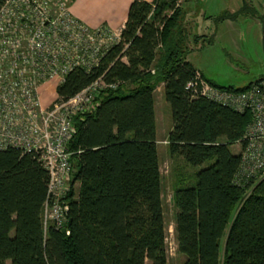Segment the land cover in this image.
Listing matches in <instances>:
<instances>
[{"label":"trees","instance_id":"obj_1","mask_svg":"<svg viewBox=\"0 0 264 264\" xmlns=\"http://www.w3.org/2000/svg\"><path fill=\"white\" fill-rule=\"evenodd\" d=\"M173 5L174 0H134L121 41L97 67L72 70L55 87L56 100L63 101L100 77L116 84L99 91L94 110L72 120V173L61 199L68 205V235L52 223L43 225L48 175L36 156L0 151V264H166L154 111L161 85L172 119L169 156L191 168L207 164L188 181L181 178L172 193L183 264H264V174L243 187L232 183L240 153L230 147L244 144L251 114L188 87L197 70L186 60L185 10ZM245 11L246 4L213 19L233 21ZM206 81L232 92L252 84L234 88ZM186 181L193 183L180 187Z\"/></svg>","mask_w":264,"mask_h":264},{"label":"built area","instance_id":"obj_2","mask_svg":"<svg viewBox=\"0 0 264 264\" xmlns=\"http://www.w3.org/2000/svg\"><path fill=\"white\" fill-rule=\"evenodd\" d=\"M72 0H1L0 4V151L17 149L36 156L48 175L43 225L65 224L68 205L61 201L71 180L69 141L72 120L97 106L99 91L115 88L102 77L73 97L42 105L41 88L55 87L75 69L89 72L121 41V31L91 29L70 13ZM185 0H174L181 8ZM125 61V59L123 58ZM50 86V87H51ZM196 94L239 113L249 111L232 183L243 187L264 174V77L243 92L210 85L199 72ZM65 234L69 232L65 229Z\"/></svg>","mask_w":264,"mask_h":264},{"label":"rangeland","instance_id":"obj_3","mask_svg":"<svg viewBox=\"0 0 264 264\" xmlns=\"http://www.w3.org/2000/svg\"><path fill=\"white\" fill-rule=\"evenodd\" d=\"M242 2L243 0H188L185 6L184 3L181 5L182 10L185 7L182 26L188 33L185 44L189 53L186 60L202 74L203 79L220 87L242 88L264 77L263 23L260 24L257 19L264 14V0H247L254 17L238 16L236 20H227L223 24L214 20L207 21L208 17L216 16L221 11V14L224 11H235ZM193 36L198 37L195 43ZM50 86L46 85L40 90L43 107L56 99L54 85ZM154 111L157 155L162 178L166 264H183L184 256L177 252L173 230L175 209L172 193L174 185L183 184L180 182L181 178L188 181L189 175L198 172L207 164L201 168H191L181 157L169 156L166 143L172 129V119L170 107L163 97L162 85L154 93ZM230 151L232 154H239V145H232ZM187 181L180 187L193 183L189 181V184ZM77 187L78 184H75L74 190Z\"/></svg>","mask_w":264,"mask_h":264},{"label":"crops","instance_id":"obj_4","mask_svg":"<svg viewBox=\"0 0 264 264\" xmlns=\"http://www.w3.org/2000/svg\"><path fill=\"white\" fill-rule=\"evenodd\" d=\"M133 1L134 0H72L70 4V13L74 18L91 29L105 26L112 31H121L126 22L128 8ZM139 1L152 3L155 0ZM187 3L188 0H185L184 6ZM216 16L208 17L207 21L214 20L213 18ZM53 88H55V86H53Z\"/></svg>","mask_w":264,"mask_h":264},{"label":"flooded vegetation","instance_id":"obj_5","mask_svg":"<svg viewBox=\"0 0 264 264\" xmlns=\"http://www.w3.org/2000/svg\"><path fill=\"white\" fill-rule=\"evenodd\" d=\"M247 3H248L247 0H243L242 5L240 7H238V9H236L235 11H233V12L232 11H228V12L224 11V12L225 13H229V14H234V13L238 12L246 4V8H247L248 11H245V13H247L245 15L246 16H250L251 15V17H252L253 16L252 15L253 14V9H252L251 5H248ZM239 16H243V15H239ZM263 17H264V14H263L262 17H257V19L260 21V24L263 23V22H261V18H263ZM262 26H263V24H262ZM262 33H263V27H262Z\"/></svg>","mask_w":264,"mask_h":264},{"label":"water","instance_id":"obj_6","mask_svg":"<svg viewBox=\"0 0 264 264\" xmlns=\"http://www.w3.org/2000/svg\"><path fill=\"white\" fill-rule=\"evenodd\" d=\"M262 36H264V20H263V33ZM66 224H63V227L61 229V232L63 233L65 231Z\"/></svg>","mask_w":264,"mask_h":264}]
</instances>
